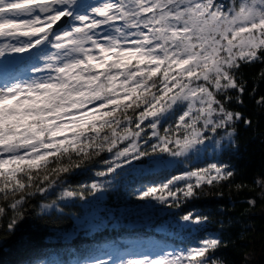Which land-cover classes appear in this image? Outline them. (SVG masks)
<instances>
[{"label":"snow or ice","instance_id":"1","mask_svg":"<svg viewBox=\"0 0 264 264\" xmlns=\"http://www.w3.org/2000/svg\"><path fill=\"white\" fill-rule=\"evenodd\" d=\"M7 61L20 68L0 72V230L13 231L38 194L59 188L40 211L63 212L58 200L108 191L133 162L188 159L224 142L238 149L237 124L252 121L229 105L243 104L241 66L264 64V0H0V67ZM94 162L103 165L97 179L65 185L66 175ZM234 175L210 163L133 196L177 209L203 185ZM208 220L189 211L178 226ZM222 246L209 234L190 247L113 251L81 264H223L215 256Z\"/></svg>","mask_w":264,"mask_h":264},{"label":"trees","instance_id":"2","mask_svg":"<svg viewBox=\"0 0 264 264\" xmlns=\"http://www.w3.org/2000/svg\"><path fill=\"white\" fill-rule=\"evenodd\" d=\"M20 66H15V72ZM264 64L242 65L237 75L241 82L246 81L243 104L233 102L229 107L243 113L251 119V125L238 122L239 145L236 150H228L227 145L213 153L191 163L178 162L172 167H164L150 172H125L114 181V187L104 192L102 204L113 214L107 222L93 230H80L66 238L61 232L74 226L73 216H80L82 207L77 203H59L63 212L55 209L40 211V205L56 198V192L48 198L38 194L29 199L24 211L25 216L13 231L0 230V264H81L86 258H95L109 250L122 252L137 249L139 245L160 243L166 247H190L191 237L204 238L205 235L219 236L227 247H220L215 256L223 264H264V189L256 183L264 181V105H257L255 99L264 96V78L258 73ZM13 73V74H14ZM255 89V91H253ZM231 95L235 96L233 90ZM164 122L163 127H167ZM108 158L101 154L99 159ZM210 163H224L230 166L235 175L227 180L203 185L199 195L189 199L180 208L171 209L161 205L149 206L133 196V190L144 184L159 183L172 175L192 167H205ZM103 167L98 162L85 169L75 170L65 176V185L75 188L78 184H87L95 179L94 170ZM237 185H242L238 189ZM71 190V189H70ZM255 198L254 207L246 201ZM166 209L154 221L162 223L163 218L179 217L189 211L209 217L208 223L185 233V230H173L167 235L151 227L129 226L127 211L141 210L149 214ZM129 215V216H127ZM7 217L0 219V225H6ZM223 225V228H221Z\"/></svg>","mask_w":264,"mask_h":264},{"label":"rangeland","instance_id":"3","mask_svg":"<svg viewBox=\"0 0 264 264\" xmlns=\"http://www.w3.org/2000/svg\"><path fill=\"white\" fill-rule=\"evenodd\" d=\"M86 2H92V0H86ZM17 64L11 62V61H7L5 62V64L0 67V72H3L6 75H17L19 73V71H17V73H14L16 70L14 69L15 66ZM14 73V74H13ZM152 142H155L154 140ZM226 142H224L225 145ZM220 150V149H219ZM218 150L216 149H210L207 152H201L200 154L197 155H192L190 156L188 159H184V158H171L168 156H164L161 160H155V161H150L147 159L142 160L140 163H136L133 162L132 164V168L128 169L127 167H125V169L123 170V173L125 172H141V173H145V172H150V171H155L164 167H172L174 165H176L178 162L180 163H185V160H188L189 162L193 163L196 160L202 159L204 157H210L213 153L217 152ZM97 179V178H95ZM260 185L263 187L264 189V181H261ZM60 191L59 188L56 189V194H58V192ZM104 198V192L101 194H98L97 196H90L88 197L86 200H80L78 198H67L64 200H58L57 203H77L82 207V214L80 216H73V220H74V226L72 229L61 232V235L69 238L71 237L74 233L80 231V230H93L95 228H97L100 225H103L104 223L107 222L108 218H111V216H113V214H111L110 211H108L104 205L102 204V200ZM151 206H157L158 204L154 201H152L150 203ZM158 208V206L156 207ZM51 209H55V206H53V208ZM50 209H47L45 211H49ZM141 210H132V211H127V214H130V218L127 219V224L129 226H145L147 228H152L153 230L157 231V232H162L165 233L167 235H170L173 233V230H177V231H181V230H185V233H188L191 231L195 232L196 229H188V228H180L179 225V221H178V217L175 218H171L170 216L167 218H163L162 223H158L157 221H154V218L158 217L160 214H162L164 216L166 209L164 208H160L159 211H155L154 213L149 214V216L141 214L140 213ZM129 216V215H127ZM202 239V238H200ZM199 239H194L193 237H191V246L194 245V242L197 241ZM153 248L156 250H159L160 247H164L165 249H171L172 247H166L164 245H162V243H160L158 246L152 245L151 243L148 244L147 246H141L139 245L137 247V249H145V248ZM137 249H128V250H124L120 253H124L125 255L130 254L133 252V250H137ZM113 252V250H109L106 253L100 254L95 258H101L104 259L106 258L105 254H111ZM245 264H250L248 257L245 258L244 260Z\"/></svg>","mask_w":264,"mask_h":264}]
</instances>
